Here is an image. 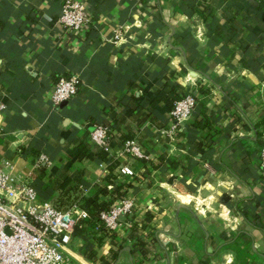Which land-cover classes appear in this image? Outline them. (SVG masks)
I'll list each match as a JSON object with an SVG mask.
<instances>
[{"label":"crops","instance_id":"obj_1","mask_svg":"<svg viewBox=\"0 0 264 264\" xmlns=\"http://www.w3.org/2000/svg\"><path fill=\"white\" fill-rule=\"evenodd\" d=\"M61 1L0 0V160L39 201H131L110 237L88 240L93 260L75 234L67 264H264L258 0H87L84 40L55 26ZM60 75L80 85L55 106ZM172 92L198 98L174 130L177 100H154ZM98 126L105 147L91 141ZM130 140L142 159L121 154ZM120 164L135 175L119 176Z\"/></svg>","mask_w":264,"mask_h":264},{"label":"built area","instance_id":"obj_2","mask_svg":"<svg viewBox=\"0 0 264 264\" xmlns=\"http://www.w3.org/2000/svg\"><path fill=\"white\" fill-rule=\"evenodd\" d=\"M93 22L87 0H62L55 26L66 38L84 40ZM80 85L76 75H60L50 90L55 106L72 99ZM198 98L188 94L173 103L172 130L188 119ZM0 109L3 105L0 104ZM94 144L105 147L110 139L106 126L96 127L90 135ZM121 154L140 160L143 155L134 141H126ZM45 155H39L36 166L48 164ZM257 162L264 171V138L257 152ZM12 166L0 160V264H67L71 258L70 246L76 228L91 231L92 236L105 239L120 225V218L131 212V201L117 198L121 204L111 203L94 216L81 208L79 200L68 203L39 201L35 188L27 177L13 173ZM119 176L135 175L128 164L116 167ZM93 238V237H92Z\"/></svg>","mask_w":264,"mask_h":264},{"label":"trees","instance_id":"obj_3","mask_svg":"<svg viewBox=\"0 0 264 264\" xmlns=\"http://www.w3.org/2000/svg\"><path fill=\"white\" fill-rule=\"evenodd\" d=\"M258 8L260 10H262L264 12V0H258ZM179 96L175 93H171L168 96H165L164 94H159L155 97V102L157 101H164L165 103H172L175 100H178ZM78 199V198H77ZM79 200V205L81 208L85 209L86 211H88L92 216H94L99 210H101L102 208H104L105 206H98L95 202H89L88 200L84 199V198H80ZM71 202V200L69 199V197L67 198H63L60 199L59 201H57L56 203L59 204H63V203H68ZM75 234L80 235L84 240H85V248L82 251V254L84 257L88 258V259H94V255L92 252V243H90L88 240L92 237H94L96 239V241L100 242L101 237H95L92 236L91 233H89L88 231L82 229V228H76L75 229ZM111 258L114 259L115 258V253L111 254Z\"/></svg>","mask_w":264,"mask_h":264},{"label":"rangeland","instance_id":"obj_4","mask_svg":"<svg viewBox=\"0 0 264 264\" xmlns=\"http://www.w3.org/2000/svg\"><path fill=\"white\" fill-rule=\"evenodd\" d=\"M89 233L93 234L91 231H89Z\"/></svg>","mask_w":264,"mask_h":264}]
</instances>
